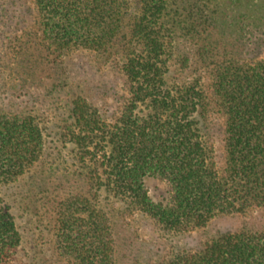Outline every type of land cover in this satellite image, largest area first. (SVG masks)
I'll return each mask as SVG.
<instances>
[{
    "label": "trees",
    "instance_id": "1",
    "mask_svg": "<svg viewBox=\"0 0 264 264\" xmlns=\"http://www.w3.org/2000/svg\"><path fill=\"white\" fill-rule=\"evenodd\" d=\"M29 1L34 23L25 38L42 59L56 64L72 51L88 52L99 67L121 74L126 92L114 117L75 96L61 119L60 136L72 145L86 186L51 210L61 257L113 264V228L101 193L172 233L204 228L217 215L264 209L263 5ZM180 36L194 45V58L175 56ZM187 70L193 75L180 77ZM212 112L222 118L220 165L200 126ZM43 150L36 116L0 111V191L30 170ZM151 179L165 185L160 200L146 186ZM20 244L0 193V264H16ZM157 264H264V230L221 233L199 250Z\"/></svg>",
    "mask_w": 264,
    "mask_h": 264
},
{
    "label": "rangeland",
    "instance_id": "2",
    "mask_svg": "<svg viewBox=\"0 0 264 264\" xmlns=\"http://www.w3.org/2000/svg\"><path fill=\"white\" fill-rule=\"evenodd\" d=\"M232 1L219 3L230 7ZM251 2L264 6V0ZM33 23L29 0H0V111L36 116L44 135L39 161L18 180L2 186L0 193L21 236L16 264H73L54 247L51 210L61 198L86 186L72 145L60 136L61 119L75 96L84 97L105 117H114L126 92L121 74L99 67L88 52L72 51L56 64L42 59L25 38L26 33L32 32ZM225 40L230 41L227 37ZM194 50L187 38L180 36L176 40L175 56L192 59ZM218 57L219 53L214 58ZM194 68L200 71L199 64ZM191 75L187 70L180 77ZM200 126L214 142L220 165L221 116L212 112ZM146 186L153 199L165 196L162 183L151 179ZM100 205L113 228V264H157L177 253L199 250L205 241L221 233L241 228L264 230L263 208L217 215L204 228L172 233L139 212H127L122 202L106 193H101Z\"/></svg>",
    "mask_w": 264,
    "mask_h": 264
}]
</instances>
